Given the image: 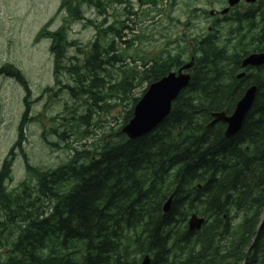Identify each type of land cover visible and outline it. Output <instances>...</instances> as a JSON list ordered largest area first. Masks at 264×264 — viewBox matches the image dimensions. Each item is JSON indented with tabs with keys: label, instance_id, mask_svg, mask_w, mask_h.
<instances>
[{
	"label": "trees",
	"instance_id": "1",
	"mask_svg": "<svg viewBox=\"0 0 264 264\" xmlns=\"http://www.w3.org/2000/svg\"><path fill=\"white\" fill-rule=\"evenodd\" d=\"M73 1L63 0L61 9L78 16ZM67 27L51 36L55 77L70 73L73 84L66 88L75 114L80 108L79 121L68 118L71 132L64 137L85 127L83 139H88L87 123L101 122V115L108 117L116 106L123 109L114 116L120 127L101 122L98 143L75 148L54 170L28 165L33 174L17 192L8 193L3 185L9 168L0 173L6 220L0 235L8 231L0 264H138L145 255L153 264H264V220L258 225L264 213V66L241 68L251 52L264 51V28L250 41L239 27L222 46L220 35L197 42L189 85L170 114L152 132L131 140L120 130L132 118L144 85L181 66L180 57L127 60L115 39L107 41L105 33L114 31L110 27L99 31L82 64L68 70L67 45L83 53L77 42L67 40ZM242 71L246 75L238 79ZM14 77L26 87L18 70ZM252 85L255 101L234 136L226 138L221 123L207 129L211 112L231 114ZM29 108L26 101L21 132L34 119H28ZM107 134L111 138L105 140ZM172 194L171 210L163 214ZM192 213L206 220L200 231H188Z\"/></svg>",
	"mask_w": 264,
	"mask_h": 264
},
{
	"label": "rangeland",
	"instance_id": "2",
	"mask_svg": "<svg viewBox=\"0 0 264 264\" xmlns=\"http://www.w3.org/2000/svg\"><path fill=\"white\" fill-rule=\"evenodd\" d=\"M60 1L0 0V67L5 64H13L25 77L27 90H29L28 95L24 86L5 73L6 69L2 67L1 70L3 71H0V167L2 159L17 141L22 146L31 165L37 168L43 167L53 170L69 159V154L71 155L72 153L71 150L78 146L81 147L84 143L85 146L97 144L96 139L102 137L104 133L101 132V130H104V123L101 122H109L116 128L119 127L116 125L114 116H120L123 109L121 106H116L110 110L111 113L108 114V117L101 115V122L93 119L87 123L86 136H90L88 139H83L85 127H80V133H76V135H69L66 138L60 135L63 130L64 132H71V128H69L71 122H67L68 118L79 121L80 108L75 114L74 108H72L73 105H71L72 94L66 88V85L73 84L70 82V73L63 70L61 78L59 76L61 83L55 87L56 80L59 78L56 79L54 74L53 56L50 51L51 40L40 39L36 41L38 30L52 18L50 30L54 31L61 25L65 13L61 12L55 19ZM94 1L92 0L93 3L86 2L83 6V12H85L87 19L93 20L97 26L94 24L86 26V21H77L70 25L71 29L68 31L67 39L69 41L76 40L82 44L83 54H79L76 47L69 49V53L64 56L63 60L65 61V66L69 65L68 68H71L73 64H82L85 56L89 54L92 45L88 48L86 45L96 37L98 23H101L102 18H104L100 15L107 16L108 23H106V27L111 24L119 27L118 21H123L125 18L130 17H127L125 12L122 11V7L125 6L123 4L124 0H121V2L112 0L116 5L113 3L110 7H108V4L111 0H101L103 6L98 4V2L94 3ZM176 1L177 5L174 8L166 6L167 11L165 10L163 14H160L162 18L149 21L146 25L144 24L147 26V24L154 23L150 25L151 30L157 35L155 39L160 40L161 36L160 42H164L163 34L169 33L175 36L177 32L185 30L182 25L186 24L188 19L193 23L191 25L192 30L195 27L207 29L211 24L209 20L205 19V16L200 14V11L196 20L192 16L190 9L191 6L205 7L209 10L208 0ZM169 8L172 10H169ZM168 17H172L171 22L167 19ZM160 20H162L161 24L156 25V22ZM178 20L180 23H178ZM143 29L146 30L145 27ZM115 36L116 32L110 31L109 33L107 31L105 33L107 41L117 39ZM119 36L121 37V34ZM131 37L132 34L129 32V38ZM136 45L137 43L134 46ZM143 45H145L144 49L152 51L156 44L154 42H144ZM120 47L119 44L117 48ZM63 53L65 54V51ZM53 86L55 87L54 90H52ZM26 95L30 106L27 115L29 118L35 117L34 119H36V121L28 123L23 129V135L27 136V141L23 137V140L20 139L21 136H19L20 122L26 110ZM71 115L73 116L71 117ZM120 122L122 120L119 119L118 123ZM44 131L46 132L44 133ZM95 134H97V138H95ZM18 149L21 148L18 147ZM17 151L19 152V150ZM22 159L17 155L15 162H13L12 173L10 174L12 181L8 185L10 190L16 188L20 182L27 178L25 164ZM30 185L32 188L37 186L33 182H30ZM262 216H264V213ZM3 221H5L3 211L0 210V229ZM5 243L6 238L3 239L0 247L1 259L4 258L5 254L3 249Z\"/></svg>",
	"mask_w": 264,
	"mask_h": 264
},
{
	"label": "water",
	"instance_id": "3",
	"mask_svg": "<svg viewBox=\"0 0 264 264\" xmlns=\"http://www.w3.org/2000/svg\"><path fill=\"white\" fill-rule=\"evenodd\" d=\"M234 2L235 0H231L232 4ZM262 64H264V53L251 55L244 61L243 66H258ZM189 67L190 65L186 66V68ZM188 81L189 76L180 73L179 76L169 74L160 81L151 84L136 104L133 118L123 129V133L135 139L152 131L169 115L172 102L177 98L180 91L187 86ZM255 93V87L246 91L243 98L238 102L232 117L226 118L224 114L213 115L215 117L213 123L222 121L227 124L226 136L231 137L240 130L244 118L251 108V103L254 101ZM170 204L171 202L169 201L164 209L168 210ZM193 218L190 222V230L198 229L203 222V220ZM143 264H150V260L146 258Z\"/></svg>",
	"mask_w": 264,
	"mask_h": 264
},
{
	"label": "flooded vegetation",
	"instance_id": "4",
	"mask_svg": "<svg viewBox=\"0 0 264 264\" xmlns=\"http://www.w3.org/2000/svg\"><path fill=\"white\" fill-rule=\"evenodd\" d=\"M209 5L211 10L209 14L214 21V26L229 23L231 18L237 15L235 20H242L246 24H251L252 27H258L264 17V0H256L254 3H249L247 0H240L233 7H228V0H210ZM212 29V27H210Z\"/></svg>",
	"mask_w": 264,
	"mask_h": 264
},
{
	"label": "bare ground",
	"instance_id": "5",
	"mask_svg": "<svg viewBox=\"0 0 264 264\" xmlns=\"http://www.w3.org/2000/svg\"><path fill=\"white\" fill-rule=\"evenodd\" d=\"M119 52H121V49H119ZM71 68H69L68 70H70ZM225 126H226V129H227V125L226 124H224ZM207 127V129H208V125L206 126ZM213 127V126H212ZM236 134V133H235ZM234 134V135H235ZM233 135V136H234ZM96 141H97V139H96ZM73 150H71V152H72ZM5 219V218H4ZM4 222H6V220L5 221H3L2 223H4ZM1 223V224H2ZM19 231V230H18ZM2 246V244L0 245V247ZM146 258H151V259H153L150 255H145V256H143V257H141V259H140V262H139V264H143V262H144V260L146 259ZM0 260H2L1 258H0Z\"/></svg>",
	"mask_w": 264,
	"mask_h": 264
}]
</instances>
